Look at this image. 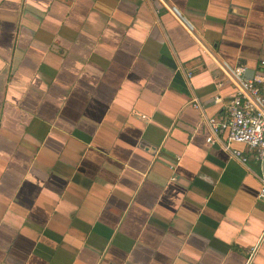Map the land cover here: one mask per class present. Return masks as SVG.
<instances>
[{"label":"crops","instance_id":"crops-1","mask_svg":"<svg viewBox=\"0 0 264 264\" xmlns=\"http://www.w3.org/2000/svg\"><path fill=\"white\" fill-rule=\"evenodd\" d=\"M263 61L264 0H0V264H264L260 164L207 141Z\"/></svg>","mask_w":264,"mask_h":264},{"label":"built area","instance_id":"built-area-1","mask_svg":"<svg viewBox=\"0 0 264 264\" xmlns=\"http://www.w3.org/2000/svg\"><path fill=\"white\" fill-rule=\"evenodd\" d=\"M172 11L191 28L177 8H172ZM262 63L264 64V61ZM222 69L235 87V95L227 106L228 116L223 121L207 120L210 131L207 141L222 143L226 151L243 163L248 161V157L241 150L233 148L232 143H242L254 153L261 169L257 175L261 183L258 198L264 201V69L251 78L244 77L242 66L232 67L225 64ZM191 76L189 73L188 77ZM194 106H200L196 98ZM224 134L225 140L222 138ZM257 248L258 246L252 248L246 264L253 263V255Z\"/></svg>","mask_w":264,"mask_h":264}]
</instances>
